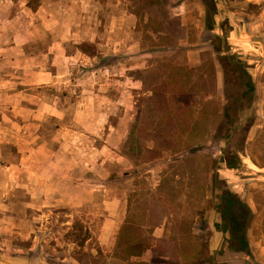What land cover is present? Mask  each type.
I'll return each instance as SVG.
<instances>
[{
	"label": "rangeland",
	"instance_id": "374dc122",
	"mask_svg": "<svg viewBox=\"0 0 264 264\" xmlns=\"http://www.w3.org/2000/svg\"><path fill=\"white\" fill-rule=\"evenodd\" d=\"M205 16L203 0H0V264H264V0ZM227 53L255 85L236 169L217 133ZM224 184L253 211L251 255L216 227Z\"/></svg>",
	"mask_w": 264,
	"mask_h": 264
},
{
	"label": "trees",
	"instance_id": "16d2710c",
	"mask_svg": "<svg viewBox=\"0 0 264 264\" xmlns=\"http://www.w3.org/2000/svg\"><path fill=\"white\" fill-rule=\"evenodd\" d=\"M206 7L205 26L208 30L215 28L217 14V0H203ZM223 36L215 35L212 47L217 53L227 50V38L231 33L232 26L226 21L221 25ZM226 45V46H225ZM87 44L80 45L81 50L88 54ZM225 76L234 74L236 78L237 92L229 90L227 93V102L224 106L223 120L218 128L219 138H229L227 146L223 151L222 160L230 169H236L240 166V153L244 150L242 145L233 135L230 137V128L235 118L244 106L245 100H251L255 91L254 82L246 70L245 62L238 59L236 55L225 54L219 56ZM226 132V133H225ZM221 183V182H220ZM224 183V182H223ZM221 192L217 196L215 209L221 217V223H217L216 227L228 234L226 237V249L237 253L251 255L250 243L248 240L247 229L253 216L251 207L244 202L235 192L230 190L227 185L221 187ZM78 227L75 233L78 232ZM76 242L79 246H83L89 238V231L84 236L75 234Z\"/></svg>",
	"mask_w": 264,
	"mask_h": 264
},
{
	"label": "crops",
	"instance_id": "0c3cea01",
	"mask_svg": "<svg viewBox=\"0 0 264 264\" xmlns=\"http://www.w3.org/2000/svg\"><path fill=\"white\" fill-rule=\"evenodd\" d=\"M156 232L157 233H155V234H156L157 238H160L162 236L161 229L160 228H157V231Z\"/></svg>",
	"mask_w": 264,
	"mask_h": 264
}]
</instances>
